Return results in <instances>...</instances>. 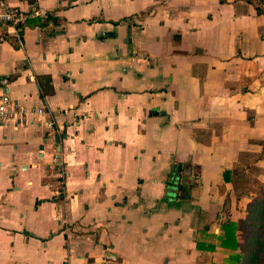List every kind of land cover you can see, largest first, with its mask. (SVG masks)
<instances>
[{
	"label": "crops",
	"instance_id": "0c3cea01",
	"mask_svg": "<svg viewBox=\"0 0 264 264\" xmlns=\"http://www.w3.org/2000/svg\"><path fill=\"white\" fill-rule=\"evenodd\" d=\"M4 1L59 21L0 40L26 110L0 124V264H225L264 182V3Z\"/></svg>",
	"mask_w": 264,
	"mask_h": 264
},
{
	"label": "trees",
	"instance_id": "16d2710c",
	"mask_svg": "<svg viewBox=\"0 0 264 264\" xmlns=\"http://www.w3.org/2000/svg\"><path fill=\"white\" fill-rule=\"evenodd\" d=\"M224 3V0H219ZM250 3L251 0H245ZM264 0H258L255 7L257 15L262 11ZM58 19L52 13L45 14L42 18H26L25 25L46 26L58 24ZM23 25L18 26L19 33ZM5 39L6 35L0 33V40ZM173 43H177L174 40ZM172 176H179L176 169L172 167ZM264 174V172H263ZM168 186L172 189V198L179 200L182 197H188L190 190L195 186L194 183H184L180 180L168 181ZM222 193V188L220 189ZM212 223V222H211ZM204 225L202 231L206 232L208 226ZM220 235L218 237V246L230 251L225 264H264V182L261 191L256 197H253L244 207L243 215L237 222H232L226 218L220 224ZM198 245L197 248H203L204 251H210L213 247L210 244Z\"/></svg>",
	"mask_w": 264,
	"mask_h": 264
},
{
	"label": "built area",
	"instance_id": "2783aa9c",
	"mask_svg": "<svg viewBox=\"0 0 264 264\" xmlns=\"http://www.w3.org/2000/svg\"><path fill=\"white\" fill-rule=\"evenodd\" d=\"M44 15V12H37L36 10L31 14H28V16L21 14L4 0H0V27L3 28L4 31L11 30L13 32L14 38L16 39V42L19 45L21 44V42L18 26L24 25V21L29 16L42 18L44 17ZM2 84H5V81H2ZM25 112V109L17 106L15 103H12L7 94H3L0 97V124H3L9 120H13L17 117V115H23L25 114ZM32 112L36 115L45 114V111L42 108L34 109ZM46 125L48 129H56L54 128V123L52 120L47 121ZM90 264H111V262L109 260H103Z\"/></svg>",
	"mask_w": 264,
	"mask_h": 264
},
{
	"label": "water",
	"instance_id": "95a60500",
	"mask_svg": "<svg viewBox=\"0 0 264 264\" xmlns=\"http://www.w3.org/2000/svg\"><path fill=\"white\" fill-rule=\"evenodd\" d=\"M67 139V136L65 135V134H63L62 136H54L53 138H50V134L47 132L46 134H45V142L47 141V140H51L52 142H53V144H54V146L57 148V150L59 151V149H60V143H61V141L62 140H66ZM177 171L178 172H180V170H181V166L180 165H178L177 167Z\"/></svg>",
	"mask_w": 264,
	"mask_h": 264
},
{
	"label": "rangeland",
	"instance_id": "374dc122",
	"mask_svg": "<svg viewBox=\"0 0 264 264\" xmlns=\"http://www.w3.org/2000/svg\"><path fill=\"white\" fill-rule=\"evenodd\" d=\"M251 1H253V0H251ZM256 3L258 2V0H254ZM255 191V190H254Z\"/></svg>",
	"mask_w": 264,
	"mask_h": 264
},
{
	"label": "flooded vegetation",
	"instance_id": "af4514ba",
	"mask_svg": "<svg viewBox=\"0 0 264 264\" xmlns=\"http://www.w3.org/2000/svg\"><path fill=\"white\" fill-rule=\"evenodd\" d=\"M52 201H54L55 199H54V197H52V199H51Z\"/></svg>",
	"mask_w": 264,
	"mask_h": 264
}]
</instances>
